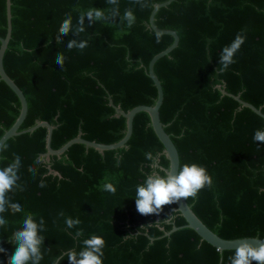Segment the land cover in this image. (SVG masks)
Listing matches in <instances>:
<instances>
[{"label":"trees","instance_id":"16d2710c","mask_svg":"<svg viewBox=\"0 0 264 264\" xmlns=\"http://www.w3.org/2000/svg\"><path fill=\"white\" fill-rule=\"evenodd\" d=\"M162 1L149 0L151 6L141 8L134 0H118V5L107 0H11L12 30L3 66L27 100L19 130L36 120L48 121L55 125L53 149L79 131L88 140L118 141L125 118L115 115L109 100L128 111L139 104L152 105L157 96L145 68L173 40L148 27L154 4ZM117 7L119 15L112 16ZM91 8L104 11L106 18L91 26L86 18L85 32L79 37L70 32L57 43L66 16H72L75 26L79 15ZM126 9L136 17L131 27L121 20ZM154 23L179 36L177 46L154 64L163 88L160 119L178 150L179 169L196 163L213 180L187 203L223 238L264 240V144L252 139L254 130L264 129V118L217 87L239 94L264 113V0H173L158 9ZM237 33L246 37L245 42L235 63L221 71L220 53ZM5 34V0H0V36ZM71 39L87 40L88 46L69 50ZM58 52L65 57L62 69L54 62ZM19 110L18 97L0 79V137ZM46 133L45 127H37L3 144L7 147L1 151L0 168L15 155L21 158L18 184L23 190L8 196L23 211L0 214L7 221L0 227V247L5 249L0 264H8L15 250L8 239L25 213H32L37 222L44 220L40 264H69L65 253L79 251L92 234L105 240L103 264H229L235 249L221 251L185 227L175 203L163 206L159 214L138 213L136 186L146 174L164 175L169 167L147 112L134 116L126 146L103 153L75 143L46 161L41 156ZM105 182L114 184L115 194L102 190ZM67 217L78 218L80 224L67 228ZM173 225L179 228L164 236ZM80 230L83 234L77 237Z\"/></svg>","mask_w":264,"mask_h":264},{"label":"clouds","instance_id":"9594fccd","mask_svg":"<svg viewBox=\"0 0 264 264\" xmlns=\"http://www.w3.org/2000/svg\"><path fill=\"white\" fill-rule=\"evenodd\" d=\"M111 5H118V0H107ZM141 8L150 7L149 0H134ZM112 16L119 15L118 7L113 8L110 13ZM89 21L91 26L95 21L104 20V11L91 8L86 12H82L77 20V24L73 26L72 16L68 14L59 26L58 33L55 37L57 43L62 42V37L73 32L77 37L85 32V19ZM128 27H131L136 20L132 9H126L121 17ZM246 37L242 33H237L230 44L223 47L219 64L220 70L225 71L230 65L235 63V55L244 44ZM157 42H159V34H157ZM88 46V41L83 39H71L67 43L69 50L75 48L83 50ZM22 47V46H21ZM56 64L64 66L65 57L58 52L55 56ZM254 142L264 144V129L254 130ZM6 145H0V151L6 149ZM146 158L151 159L150 154H146ZM42 159V158H41ZM41 160H37L40 163ZM21 167V158L15 155L14 159L7 166L0 168V214L11 211L13 214L23 211L21 204L13 202L8 194L15 189H20L18 184L19 169ZM30 172H35L33 167H29ZM163 171V170H161ZM213 183L211 175L206 168L196 163H185L176 173L165 172L160 175L157 171L146 174L142 183L138 184L135 189V205L138 213L142 215L159 214L163 210V206L179 202L182 198L195 199L205 187H211ZM43 186V185H41ZM102 190L115 194L116 187L111 182H105ZM63 216V212L60 213ZM7 221L0 215V227L6 225ZM67 228L71 229L80 224V220L67 217L65 219ZM44 228V220L41 218L36 221L32 213H25L22 225L17 228L11 235L9 242L15 245V250L8 257V264H40L43 259L41 246L44 237L39 233ZM82 230L76 232V236H81ZM105 240L102 236L92 234L90 237L82 241V247L79 251L70 250L65 253L69 264H103V249ZM5 249L0 247V252ZM264 264V241L253 243L248 240L240 242L234 250V255L229 257V264Z\"/></svg>","mask_w":264,"mask_h":264},{"label":"water","instance_id":"95a60500","mask_svg":"<svg viewBox=\"0 0 264 264\" xmlns=\"http://www.w3.org/2000/svg\"><path fill=\"white\" fill-rule=\"evenodd\" d=\"M173 0H164L162 2L155 3L148 19V27L152 29L153 31L157 33L162 34H168L171 35L173 40L169 46H167L165 49L159 51L155 55L152 56V58L149 60L146 69V72L148 76L151 78V80L154 83V86L157 91V96L152 105L148 104H139L128 111L123 110L119 105H114L112 100H109V104L114 107L115 109V115L116 116H123L125 118V130L123 136L116 142L113 143H101L94 140H88L82 137L81 132L79 131L77 136L69 139L66 141L61 147L58 149H53L51 147V136L52 131L55 127V125L50 124L48 121L45 120H36L35 124L30 126L29 128L20 131L19 127L22 124L23 120L26 117L27 114V100L23 93V91L20 89V87L14 82V80L7 74V72L4 69L3 66V56L5 53V50L8 46L9 40L11 38V30H12V23H11V0H5V7H6V34L4 37L0 36V79L3 80L10 89L16 94L20 101V110L17 118L15 119L14 123L2 134L0 137V145H3L9 138L17 136L23 132H32L37 127H45L47 129L46 133V151L41 154L45 158L46 161H49L51 155L55 156H61L71 145L75 143H81L83 144L86 149L89 147L94 148L98 150L100 153H103L105 150H112L117 149L120 147L126 146V143L128 139L131 136L132 133V127H133V119L134 116L140 112L145 111L148 113L150 117V124L157 136V138L162 143L164 149L163 153L167 157L169 161V167L166 169V172L176 173L179 170V154L178 150L172 141L170 135L165 131L164 124L162 123L159 115V109L163 102V88L160 82V79L156 75L154 71V64L155 62L160 59L161 57L168 55L178 44L179 36L178 34L171 29H163L156 26L154 23L155 13L158 11L159 8L165 7L169 5ZM220 92L224 95L232 96L235 100L239 102L241 106L248 107L251 110H253L256 114L264 118V113L261 111V107H256L250 102H247L245 100H242L240 98L239 94H232L225 90V88L221 85H217ZM1 154V151H0ZM50 171H53L49 166ZM176 209L180 212V214L185 219V227H189L193 229L202 240H205L206 242L210 243L214 247L218 248L219 250H234L235 247L242 242L243 240H248L253 243H258L260 241H264L259 237L255 236H247V237H240V238H233V239H226L221 236H219L217 233L212 231L191 209L190 205L187 203L186 200L183 198L175 203ZM179 226L173 225L171 230L166 231L164 233V236L169 235L171 232L177 230Z\"/></svg>","mask_w":264,"mask_h":264}]
</instances>
